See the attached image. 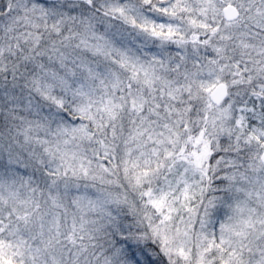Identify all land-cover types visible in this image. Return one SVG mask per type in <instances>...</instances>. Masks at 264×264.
Returning a JSON list of instances; mask_svg holds the SVG:
<instances>
[{"label": "snow or ice", "instance_id": "6c2138e0", "mask_svg": "<svg viewBox=\"0 0 264 264\" xmlns=\"http://www.w3.org/2000/svg\"><path fill=\"white\" fill-rule=\"evenodd\" d=\"M0 264H264V0H0Z\"/></svg>", "mask_w": 264, "mask_h": 264}]
</instances>
